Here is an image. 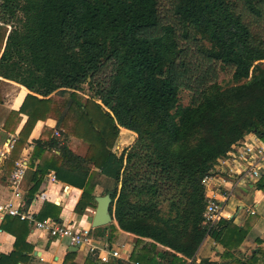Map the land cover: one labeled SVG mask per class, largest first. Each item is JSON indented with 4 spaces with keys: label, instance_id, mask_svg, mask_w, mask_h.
<instances>
[{
    "label": "trees",
    "instance_id": "trees-1",
    "mask_svg": "<svg viewBox=\"0 0 264 264\" xmlns=\"http://www.w3.org/2000/svg\"><path fill=\"white\" fill-rule=\"evenodd\" d=\"M171 5L167 17L158 0H0V77L32 92L10 111L29 116L20 140L38 119L56 120L59 137L39 138L35 151H59L55 178L82 188L76 213L93 200L88 177L97 168L112 181L105 193L119 228L166 248L159 254L167 262L158 264H187L176 252L190 264H217L195 258L206 235L201 180L245 134L264 141V31L256 29L264 0ZM191 48L229 75L200 77L196 100L182 105ZM108 62V82L95 81ZM120 127L136 137L117 155ZM71 138L85 144L83 155L70 147ZM254 185L264 192V169ZM230 223L222 219L208 234L221 241L229 232L240 242L244 230ZM30 250L16 237L0 264H21ZM71 255L63 264H73ZM258 256L264 245L235 264H254Z\"/></svg>",
    "mask_w": 264,
    "mask_h": 264
},
{
    "label": "crops",
    "instance_id": "crops-1",
    "mask_svg": "<svg viewBox=\"0 0 264 264\" xmlns=\"http://www.w3.org/2000/svg\"><path fill=\"white\" fill-rule=\"evenodd\" d=\"M0 80V150H6V155L0 160V200L19 203L34 213L37 218L51 217L76 228L91 227L97 244L120 246L123 257L121 259L111 258L108 262H102L96 254L86 253L83 248L70 245L66 239L49 237L27 221H21L22 224L13 220L12 216L1 215L0 254L11 252L16 237H18L21 243L31 247L27 258L21 264H63L69 253H72L70 259L73 264L166 263L167 259H162L159 254L166 249L164 246L154 245L148 238L142 239L135 234L121 230L114 218L106 225L92 227L91 222L96 208L95 197L109 194L105 191L112 186L111 179L101 174L99 169L92 167L88 177L89 185L94 186L93 200L82 213L75 212L82 188L60 179L52 181L50 177L55 173L58 165L56 158L59 157V151L56 148H45L41 154L35 151L36 140L39 138L43 137L45 141L53 136L59 137L56 120L53 118L38 119L29 131L28 137L20 140L19 133L29 120V116L26 113L11 115L10 111H18L25 96L32 92L13 80L2 77ZM56 99L60 100V97L56 96ZM50 131H52L51 134H49ZM135 137L134 132L120 127L112 151L118 155L123 149L132 145ZM247 137L257 138L253 133L248 134ZM257 140L264 143L259 138ZM7 143H11L12 147L7 149ZM69 143L78 155L85 153L86 146L79 139L71 138ZM20 160L25 162L26 169L18 186L19 195H16L14 188L10 186V176ZM226 179L232 181V178ZM255 180L246 178L235 186L226 201L224 215L221 218V220L231 221L230 228L238 227L244 230L243 239L238 242V238L232 235L230 237L229 232L223 234L221 241L206 234L196 251V261L208 258L217 264L245 262L252 255L253 249L264 245V192L255 187ZM64 187H67L66 193H63ZM227 188L229 185L219 190L215 189L216 196L221 198V194ZM250 208H254L253 213L249 212ZM258 242L261 243L258 244ZM150 244L154 245L153 249ZM148 250L154 251L152 261L145 259V251L148 253ZM176 253L183 257L187 264H190L191 259L180 252ZM139 259L142 260L139 261ZM254 264H264V257L258 256Z\"/></svg>",
    "mask_w": 264,
    "mask_h": 264
},
{
    "label": "built area",
    "instance_id": "built-area-1",
    "mask_svg": "<svg viewBox=\"0 0 264 264\" xmlns=\"http://www.w3.org/2000/svg\"><path fill=\"white\" fill-rule=\"evenodd\" d=\"M248 134H245L242 139L236 142L233 150L219 159L218 163L201 180L205 200L201 225L206 229V234L223 217L226 201L231 196L235 186L246 178L257 179L260 172L264 169V143L259 142L257 140L258 137L248 138ZM6 146L9 149L12 144L7 143ZM5 155L6 150H0V160ZM25 169V162L20 160L16 163V167L11 173L10 186L14 188L16 195H19L18 186ZM50 177L52 181H56L54 174H51ZM226 178H232V181L230 182ZM227 185H229V188L221 194L222 197H217L215 189L219 190ZM66 192L67 187H64L63 193ZM249 212L253 213L254 208H250ZM0 215L12 216L21 221H27L35 229L45 232L49 237L66 239L70 245L81 247L86 253L96 254L97 258L102 262H108L111 258L121 259L123 257L120 246L97 244L91 227L76 228L51 217L37 218L34 213L19 203L10 201L0 200ZM126 257L128 256L126 255ZM136 264L138 263L136 262Z\"/></svg>",
    "mask_w": 264,
    "mask_h": 264
},
{
    "label": "rangeland",
    "instance_id": "rangeland-1",
    "mask_svg": "<svg viewBox=\"0 0 264 264\" xmlns=\"http://www.w3.org/2000/svg\"><path fill=\"white\" fill-rule=\"evenodd\" d=\"M159 5L161 6V10L163 13L170 17V9L172 0H158ZM256 29L259 31H264V22L259 21L256 22ZM189 58L188 60L191 61V67H189V71L187 72L188 76L183 80L182 88L179 91V103L182 105H187L192 101H195L198 95V88H199V78L202 77L205 80H210V78L217 79L218 81H226L228 78L229 73L226 70L220 69V67L214 66L213 64L208 65L207 60L205 57L196 52L193 48L189 51ZM194 65V66H193ZM112 70V63H103L99 70L96 72L94 76L95 81H100L103 83H107L109 77L111 75ZM190 77V79H189ZM198 79V81L196 80ZM88 85H84V91L87 93ZM115 145L112 147L114 148ZM118 151V150H117Z\"/></svg>",
    "mask_w": 264,
    "mask_h": 264
},
{
    "label": "water",
    "instance_id": "water-1",
    "mask_svg": "<svg viewBox=\"0 0 264 264\" xmlns=\"http://www.w3.org/2000/svg\"><path fill=\"white\" fill-rule=\"evenodd\" d=\"M95 200L96 208L91 222L92 227H98L110 223L113 218L109 212V205L111 202L110 195L105 194L97 196L95 197Z\"/></svg>",
    "mask_w": 264,
    "mask_h": 264
}]
</instances>
